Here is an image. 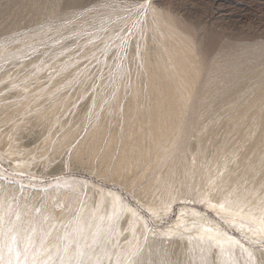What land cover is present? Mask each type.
<instances>
[{"label": "rangeland", "instance_id": "obj_1", "mask_svg": "<svg viewBox=\"0 0 264 264\" xmlns=\"http://www.w3.org/2000/svg\"><path fill=\"white\" fill-rule=\"evenodd\" d=\"M152 8L161 16L169 15L194 50L199 77L181 104L182 111H190L202 98L197 89L209 68L220 67L219 76L225 79L230 73L239 74L245 65L257 71L264 65V0H0V210L7 209L4 217L12 228L13 216L28 213L42 223L54 212L49 206H69L71 221L83 208L99 210L102 236L71 240L65 225L56 235L62 248L50 253V264H149L150 253L160 264H264V238L250 232L251 221L244 218L243 227H238L208 209L198 200L197 189L211 197V186L203 181L194 188L190 168L179 181L185 185L180 196L154 211L150 204L158 198V185L153 184L146 195L139 193L152 171L143 166L115 171L102 149L103 141L122 122L131 87L144 92L143 53L151 60L157 57L146 28ZM254 80L246 77L240 87L223 95L232 100L229 111L222 102L208 111L210 116L191 114L192 122L177 138L171 156L191 155L203 145L207 159L217 162L212 167L218 168L219 179L231 172L230 186L254 190L264 198V180L259 173L249 174L252 167L264 166V141H258L261 135L264 139V128L254 124L255 115H264V98L254 93ZM263 85L258 88L262 93ZM121 87L126 94L116 105ZM138 102L146 106V101ZM108 108L109 132L104 129L101 136L107 139L100 147L95 143L97 148L89 133L104 121ZM241 108L242 130L237 131L229 119ZM196 126L212 131L214 139L199 137ZM67 128L73 131L62 140ZM100 190L118 194L116 213L108 215L104 194L98 206ZM125 205L134 211L132 217ZM185 207L198 217L187 216L186 223L191 224L172 225ZM130 217L133 232L127 228ZM88 220L85 216V223ZM201 223L218 226L236 239L239 248L225 247L219 253L213 245L200 247L197 240L199 247H189L187 239H196L193 235ZM9 241L13 252L25 256L17 234H10Z\"/></svg>", "mask_w": 264, "mask_h": 264}, {"label": "bare ground", "instance_id": "obj_2", "mask_svg": "<svg viewBox=\"0 0 264 264\" xmlns=\"http://www.w3.org/2000/svg\"><path fill=\"white\" fill-rule=\"evenodd\" d=\"M146 28L151 34L153 40V53L156 54L157 57L151 60L147 52H144L142 55L141 64L145 75L144 92H137L134 87H131L128 92L130 100L127 101L122 108V122L108 135V139L104 137V135L109 132L106 131L107 128L105 129V122L106 118H108L107 113L110 108L106 110L104 121L101 122V124H97L99 126L96 125L97 127H93L92 131L89 133V135L92 133L93 140L95 141L93 145L97 147L98 144H102L103 138L107 139L105 142L103 141L102 146H104V148L102 149L109 155V162L114 163L113 166L115 167V171L121 166H124L121 173L122 171L125 172V170L130 172L138 166H143L144 170L149 168V170L152 171L148 178V182L140 188L139 193L146 195L153 187V184L158 185V189H156L158 198L154 203L152 202L150 204V208L154 211L159 210L162 205H165L171 199H177L180 196L185 185L183 182L180 183L179 181L183 178L184 171L190 168L193 174L192 184L194 188H197L203 181L205 184L207 183L211 186V197H207L202 190L197 189L199 201H202L208 209L213 210L216 214L222 215L224 219L236 222L238 227H243L242 223L244 218L250 220L252 226H254V229H251L250 232H255L264 238V202L261 203L260 201H264L263 197L259 196L254 190L246 192L244 188H239L235 184L230 186L228 182L234 179L231 172H227L224 178L219 179L216 174L218 168L216 169L215 166L212 167L213 162L207 159L206 149L203 145L198 146L196 152H193L191 155L185 153L184 157L181 153H178L174 154L173 157L171 156L176 148L177 138L182 134L184 128L192 122L189 116L197 113L195 111H198L201 117L202 115L204 116V114H206L205 116H210V112L208 111H211V108L214 106L218 107L222 102L223 109L229 111L231 109L232 100H226L225 98L230 94V88L236 85L240 87L246 77L247 79H255L254 84L252 82L251 85L253 86L252 89L258 97L264 98V93L259 91V85L264 82V65L261 67V64L259 66L261 69L258 68L259 70L257 71L249 70L250 68L244 63L243 65H245V67L239 71V74L235 76L227 72L228 76H224L225 79L222 78V75L219 76L222 72H219L220 67L216 68L214 66L209 68L204 76L202 84L197 89V92L202 95V98L200 97L199 100L194 102L190 111L185 112V110H181V104L189 97L192 86L199 77V70L197 61L194 57L193 47L189 39H187L175 25L174 20H172L169 15H159L156 9H151ZM124 94H126V89L124 87L117 90L116 105L122 104V95ZM223 95L227 96L225 97ZM140 99L146 101L145 107H141L140 102H138ZM115 106L113 107L114 110ZM24 107L26 108V106ZM243 111L244 108H241L240 111L237 112V115L229 119V124L234 129H237V131L242 130L239 129L241 127L239 114L243 113ZM254 119L256 121L254 123L255 125L264 128V115H255ZM202 126H196V132L198 131L199 137L214 139V135L211 133L212 131ZM72 131L73 129L67 128L62 133L61 139L66 140ZM243 133H245L246 136L247 132ZM102 134H104L103 137L101 136ZM91 138L90 135V139ZM258 141H264L262 135ZM95 143H97V145ZM99 145L98 147L101 146ZM223 145L224 142L222 147ZM95 146L93 149H96ZM230 147L231 146H229V148ZM215 162L216 160L214 163ZM125 167L127 169H125ZM245 169L247 171L249 167ZM260 170L264 171V166L252 167L249 169V174L253 175L259 173V177L264 180V173ZM144 173L145 172L140 174V176L143 177ZM167 174L172 177L166 179L164 176ZM99 192L100 197L97 200L98 206L101 207V202H104L102 200L104 194L107 197L105 199V205L108 215L116 213L121 203L118 194L111 190H100ZM244 194H249V196L246 197L247 195L244 196ZM125 206L132 217L134 211L127 205ZM48 209L54 212L51 214L50 218H44L45 220H42V223L36 220V216L32 217L29 215L30 213L24 214L23 217L18 220H16L17 218H14V216L12 217L15 219H11L14 221V230L8 233L3 249V255L6 260H12L14 262L16 260V253L9 251L7 247V245H10L9 236L12 233L19 236L24 246L23 252L26 247L28 248L29 264H32L33 260H36L37 264H41V262L46 260L49 261L50 253L57 252L62 248L61 244L56 240V235L63 230L65 225L67 226L68 232H70L68 237L71 240L80 235H84V238L91 237V239H95L103 234V228L99 226L100 213L98 209L89 210V208H83L79 210L78 216L72 221L67 219L66 209H69V206L66 209L63 207L53 209V206H49ZM6 210L7 209H1L0 212L5 216ZM189 215L198 217L196 211L189 207L179 209L172 225L191 224V222L186 223V217ZM85 216L89 218L87 223L84 221ZM131 217L127 223L129 232H133L134 229ZM7 226L10 227L12 225L9 223ZM198 227L199 228L193 235L196 236V239H187L189 247H199L196 243L197 240L201 242L200 247L205 248L213 245L219 253H222L225 247H231L232 249H234V247L239 248L236 239L225 231H222L218 226L201 223ZM246 228L248 227L246 226ZM141 229L144 231V228L141 227ZM91 232L98 233L92 236V234H90ZM174 232H177V230ZM134 235L136 237V233H134ZM175 243L176 241H174V244ZM66 251L68 255L71 254L72 251L70 246ZM147 258L149 259V264H160L157 256L153 253L147 255ZM20 259L23 260L24 256L20 255Z\"/></svg>", "mask_w": 264, "mask_h": 264}, {"label": "snow or ice", "instance_id": "obj_3", "mask_svg": "<svg viewBox=\"0 0 264 264\" xmlns=\"http://www.w3.org/2000/svg\"><path fill=\"white\" fill-rule=\"evenodd\" d=\"M17 218H19L17 216ZM12 232V228L7 226V221L5 220L4 214L0 212V264H29L28 261V248H25L24 259H20V254L17 252L15 262L12 260H6L3 255V249L5 247V241L8 233ZM13 243L15 242V236L12 237ZM9 251H12L11 245H7ZM32 264H37L36 260L32 261ZM41 264H50L49 261H43Z\"/></svg>", "mask_w": 264, "mask_h": 264}]
</instances>
